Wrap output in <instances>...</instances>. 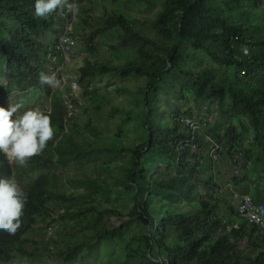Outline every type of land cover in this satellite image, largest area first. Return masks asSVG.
Wrapping results in <instances>:
<instances>
[{"label":"trees","instance_id":"trees-1","mask_svg":"<svg viewBox=\"0 0 264 264\" xmlns=\"http://www.w3.org/2000/svg\"><path fill=\"white\" fill-rule=\"evenodd\" d=\"M259 2L164 0L152 21L158 41L142 35L121 14L103 20L106 27L118 26L125 41L138 45L137 59L129 66L103 68L149 78L141 91L146 136L140 145L131 149L132 163L122 167L125 175L121 180L126 189H131L134 198V206L128 214L146 230L125 244L126 262L264 264V230L240 217L232 203L220 197H207L187 203L190 207L186 209L181 208V201L190 202L196 197L200 182V163L198 155L191 152L192 143H202L207 134L195 133L182 122L186 128L163 124L158 104L151 101L163 91L162 83L169 73H180L191 93L203 103L216 102L222 115L228 116L226 126L217 128L222 133V146H226L232 155L240 151L253 162H264V36L254 40L251 25L241 21V17L249 15ZM34 4L35 0H0V50L7 64L9 82L18 90L43 84L40 80L43 51L49 43L44 42L42 36L46 30L57 32L54 16L36 18ZM77 6L88 12L82 0ZM11 23L16 25L15 28L10 26ZM244 44L248 45V54L241 50ZM188 45L192 47L188 48ZM235 45L240 46L238 51ZM198 50L207 52L218 63L233 65L235 73H216L208 67L186 66V61L198 57ZM96 69L85 63L82 74ZM45 90L50 94V107L46 113L51 115L55 142L50 140L42 153L28 160L26 167L10 162L0 152V178H15L27 194L20 229L15 235L0 231V264H14L15 257L35 255L48 262L62 260L63 264H72L82 246L91 244L94 251L102 241L112 244L121 238L118 231L122 223L109 224L111 215L118 211L96 201L101 195L107 201L111 200L113 187L109 183L102 185L97 179L85 178L80 180V191L76 188L67 191L59 186L64 177L55 167L69 155L80 158L88 149L73 142L63 132L67 109L60 91H51L49 87ZM246 134L250 135L253 149L243 147ZM59 135L64 136L62 141ZM219 135L217 132L218 138ZM143 151L160 153L174 165L175 172L164 177L148 176L143 167L137 168ZM65 152L70 154L66 156ZM107 153L111 156L110 151ZM40 168L42 171L34 175ZM234 182L242 183L238 179ZM206 184L218 193L217 182L211 179ZM252 196L256 201L264 202V184L257 186ZM55 204L64 208L59 211L61 223L57 237L47 238L44 248L33 254L27 249L31 239L26 233L41 218L51 217ZM70 204H74L73 207ZM68 227L80 234H71L61 240V232ZM132 242L136 244L134 247Z\"/></svg>","mask_w":264,"mask_h":264},{"label":"rangeland","instance_id":"rangeland-1","mask_svg":"<svg viewBox=\"0 0 264 264\" xmlns=\"http://www.w3.org/2000/svg\"><path fill=\"white\" fill-rule=\"evenodd\" d=\"M67 2L71 4L74 0H67ZM163 2L164 0H86L84 3L87 13L79 10L76 5L77 10L72 12V15L77 43L72 50L70 62L64 68L66 82L57 79L55 74L52 85L43 83L40 86L18 90L14 83L9 82L6 75L8 71L6 62L0 50V106L7 108L10 100L13 103H21L23 107L17 115L37 107L48 112L50 94L45 90L46 87H49L51 91H60L63 98H69V83L72 81L78 83L79 90L74 95L76 100L74 114L71 118L64 120L63 132L67 133V137L73 142L88 151L83 152L80 158L70 156L69 152H65L66 156L69 155L66 158L62 154L64 160L59 167H55L56 171L62 173L64 177L59 181V186L67 191L73 188L80 191L82 189L79 185L80 180L89 178L97 179L102 185L109 183L113 187L110 201L102 195L96 201L118 211V214L111 215L109 224L122 223L118 231L121 238L112 244L102 241L94 251L90 248L91 244L82 246L77 250L72 264H134L126 262L124 246L132 241V237L146 230L129 216L128 212L134 206V198L131 189H126L121 180L125 175L122 167L132 163L131 149L140 145L146 136L141 91L146 87L149 78L103 68V66L125 68L135 61L138 55V45L125 41L118 26L106 27L103 20L108 16L121 14L142 35L158 41L152 21L162 8ZM64 8L65 13H68L67 5H64ZM241 21L251 25L250 33L254 40L263 37L264 0H260L258 6L254 7L249 15L241 17ZM10 26L15 28L16 25L11 23ZM91 34H93L92 37L89 36ZM56 36L57 32L46 30L42 40L50 43ZM189 47L192 46L188 45ZM234 47L238 51L240 46ZM237 51L236 54H238ZM197 54L196 59L186 61L185 65L196 69L208 67L216 73H235L236 68L233 65L218 63L207 52L198 50ZM85 63H90L97 69L83 75L82 68ZM187 87L183 75L171 72L162 83L163 91L151 100L158 104L163 124L181 126V117L188 116L193 118L195 133L207 134V138L202 143H192L191 152L198 155L200 163L198 170L200 182L197 185L196 197L190 202L181 201V208L186 209L190 207L187 203L207 197H220L236 206L240 195H252L257 186L261 187L264 184V162H253L240 151H235L234 155L230 154L229 149L222 146V140H220L222 133L218 131L226 126L228 116L222 115L216 102L203 103ZM217 132L220 134L219 138ZM63 138L64 136L59 135V140L62 141ZM52 140L54 143L55 137ZM242 144L244 149H253L249 134H246ZM108 151L111 152V156L108 155ZM139 158L137 168L143 167L150 177H164L175 172L174 165L160 153L143 151L140 152ZM103 161L109 164L105 165ZM41 171L42 168L34 175ZM211 179L223 188L222 193L214 192L207 186L206 183ZM234 179L242 183L236 184ZM235 194L238 197H235ZM73 205L70 204L71 207ZM52 208L54 213L51 217H59V211H61L59 204L53 205ZM48 222L45 221L42 226L44 243L41 242V248H44V244L48 242L46 237ZM71 234L77 236L80 233L68 227L65 232H61V240H66ZM29 243L27 249L31 251L32 244ZM131 245L134 247L136 244L132 242ZM58 261L48 262L44 257L36 255L26 258L15 257L13 260L14 264H63L62 260Z\"/></svg>","mask_w":264,"mask_h":264},{"label":"clouds","instance_id":"clouds-1","mask_svg":"<svg viewBox=\"0 0 264 264\" xmlns=\"http://www.w3.org/2000/svg\"><path fill=\"white\" fill-rule=\"evenodd\" d=\"M64 5L69 12L77 10V6L67 0H35L34 16L47 19ZM40 80L41 83L54 84V78L43 73ZM22 107L21 103L11 100L7 108L0 106V152L10 162L26 167L28 160L43 152L55 130L50 112L37 107L17 115ZM26 202L27 194L15 178H0V231L16 234L22 225Z\"/></svg>","mask_w":264,"mask_h":264},{"label":"built area","instance_id":"built-area-1","mask_svg":"<svg viewBox=\"0 0 264 264\" xmlns=\"http://www.w3.org/2000/svg\"><path fill=\"white\" fill-rule=\"evenodd\" d=\"M78 1L79 0H74L71 4L77 5ZM82 1L85 2L86 0ZM51 15H53L56 20L54 26L57 28V36L43 51L42 73L45 72L46 75H51L50 77H54L56 74L57 79H61L63 82H66L64 68L70 62L72 50L77 43L73 24L74 17L72 12L65 13L64 7L63 9H57V11ZM241 47L243 54L249 53L248 45L244 44L241 45ZM78 90L79 86L76 81L69 83L68 94L70 97L63 98L67 109L65 119L71 118L74 114V104H76L74 95ZM181 122L194 131L195 123L192 117H181ZM223 191V188L220 186L218 188V192L222 193ZM235 197H238V195L235 194ZM236 209L240 217L247 222L254 223L257 227L264 230V202L256 201L250 194H243L240 195L238 203L236 204ZM63 210L64 208L61 207V211ZM60 223L61 220L57 216L49 220L46 226L47 238H56V232ZM50 248L54 251L53 244H51Z\"/></svg>","mask_w":264,"mask_h":264},{"label":"crops","instance_id":"crops-1","mask_svg":"<svg viewBox=\"0 0 264 264\" xmlns=\"http://www.w3.org/2000/svg\"><path fill=\"white\" fill-rule=\"evenodd\" d=\"M42 219H45V220H42ZM48 220H49V218H41L39 220V222L37 224L33 225L32 228L26 233V236L31 239L30 243L32 245L29 242L28 243L32 246V250L30 252L33 254H36L37 251H41L43 249V248H41V245H42L41 242H43V238H44L42 226H43V223L45 221L48 222ZM42 221H44V222H42Z\"/></svg>","mask_w":264,"mask_h":264},{"label":"water","instance_id":"water-1","mask_svg":"<svg viewBox=\"0 0 264 264\" xmlns=\"http://www.w3.org/2000/svg\"><path fill=\"white\" fill-rule=\"evenodd\" d=\"M6 68H7V64H6Z\"/></svg>","mask_w":264,"mask_h":264}]
</instances>
